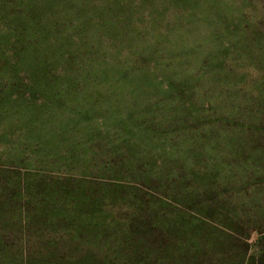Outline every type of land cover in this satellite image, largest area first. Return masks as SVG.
<instances>
[{
    "label": "rangeland",
    "instance_id": "374dc122",
    "mask_svg": "<svg viewBox=\"0 0 264 264\" xmlns=\"http://www.w3.org/2000/svg\"><path fill=\"white\" fill-rule=\"evenodd\" d=\"M252 1L0 0V264H264Z\"/></svg>",
    "mask_w": 264,
    "mask_h": 264
},
{
    "label": "trees",
    "instance_id": "16d2710c",
    "mask_svg": "<svg viewBox=\"0 0 264 264\" xmlns=\"http://www.w3.org/2000/svg\"><path fill=\"white\" fill-rule=\"evenodd\" d=\"M238 2H239V5L237 7H239V10H240V12L237 13L238 18L231 16L230 24L226 22L225 24L227 26L225 27H231L233 29V33L236 34L237 36H239L240 34H244L245 36L254 34L256 37H258L257 34H261V32L258 29L259 23L257 22V19H251L247 17V14L245 12V10H247L249 6H252L253 1L252 0H238ZM231 45L233 46V44Z\"/></svg>",
    "mask_w": 264,
    "mask_h": 264
}]
</instances>
